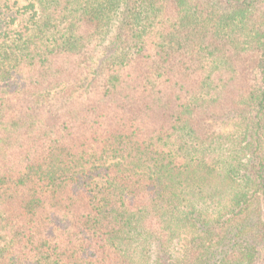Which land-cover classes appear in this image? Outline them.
<instances>
[{"label":"trees","instance_id":"obj_1","mask_svg":"<svg viewBox=\"0 0 264 264\" xmlns=\"http://www.w3.org/2000/svg\"><path fill=\"white\" fill-rule=\"evenodd\" d=\"M0 264H264V0H0Z\"/></svg>","mask_w":264,"mask_h":264}]
</instances>
